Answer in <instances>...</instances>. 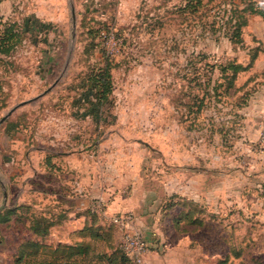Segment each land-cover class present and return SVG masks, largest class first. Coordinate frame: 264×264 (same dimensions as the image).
<instances>
[{
  "label": "rangeland",
  "instance_id": "1",
  "mask_svg": "<svg viewBox=\"0 0 264 264\" xmlns=\"http://www.w3.org/2000/svg\"><path fill=\"white\" fill-rule=\"evenodd\" d=\"M244 1L194 11L189 0H66L46 16V0H4L3 22L25 32L0 55V118L25 104L0 125V207L23 195L33 211H57L48 156L92 144L101 180L131 166L161 197L154 264H264V69L254 67L264 47L249 27L262 18L249 15L239 40L235 21L223 23ZM254 54L231 82L230 63L245 68ZM107 60L112 90L96 112L92 80Z\"/></svg>",
  "mask_w": 264,
  "mask_h": 264
},
{
  "label": "crops",
  "instance_id": "2",
  "mask_svg": "<svg viewBox=\"0 0 264 264\" xmlns=\"http://www.w3.org/2000/svg\"><path fill=\"white\" fill-rule=\"evenodd\" d=\"M65 2L66 0H46V16L55 15L57 11L61 15ZM249 27L256 36V40L262 42L264 47V21L251 22ZM254 67L256 70L264 69V49L259 53ZM94 149L95 146L90 144L87 146V152L76 150L74 147L71 150L48 156L46 175L58 181L59 186L58 198L50 196V200L57 211L54 212V209L46 210L43 213L33 211L35 205L32 206V200L23 195H19L11 207L7 196L4 195L0 211L15 209L11 220L0 225V256L3 257L4 264H14L18 248L27 240L46 245V249L86 248L85 251H79L74 256L73 262L75 264H116L118 262L116 259L112 262L115 256H111L110 244L113 246V252L120 249V232L111 223L110 218L126 212L134 215L135 228L143 234L152 246V251L146 257L144 264H154L158 258L155 249L163 250V247L158 246L162 242L156 241L157 231L160 227L156 228L152 220L156 213L152 211L159 208L158 201L161 200V197L156 196L153 189H144L139 186L138 174L135 168L133 169L131 166H126L131 174L125 173L126 175H124L123 172H119V169H115L114 174L110 173L111 177H108L107 180H101L103 176L100 178L97 151L93 152ZM105 171L106 167L102 172ZM28 182L27 179L21 183L24 192L30 189ZM50 195L54 196L53 193ZM184 207L182 204H177L178 210H175L174 213L165 211L164 217L169 219L167 222L169 226L172 227V220H174L172 214L181 215ZM158 213L159 216L156 218L163 216L160 215V212ZM33 217L46 219L48 224L46 236L38 237L32 233L30 220ZM184 218H186L185 215ZM90 229L91 236L93 234L102 236L99 238L91 237L88 233ZM106 233L108 234L105 235ZM113 234L114 240H112ZM85 240L90 244L83 245ZM186 243L185 241L177 242L173 250L179 249ZM94 245H101V247L96 249ZM164 259L160 264H186L179 263L169 256Z\"/></svg>",
  "mask_w": 264,
  "mask_h": 264
},
{
  "label": "trees",
  "instance_id": "3",
  "mask_svg": "<svg viewBox=\"0 0 264 264\" xmlns=\"http://www.w3.org/2000/svg\"><path fill=\"white\" fill-rule=\"evenodd\" d=\"M2 0H0L1 3ZM245 6L242 8H239L236 6L234 8L233 13L230 17H227L226 20L223 21L224 24L229 23L231 20L235 21L234 29L231 34V38L238 39L240 36L241 29L244 28L247 25L248 22V16L252 14H257L259 17L262 18L264 21V11L256 9V4L253 0H245L244 1ZM202 5V0H189L188 8L191 10H196ZM186 7V6H185ZM247 13V16L245 17L244 14ZM22 27H25V22L21 25ZM17 27V26H16ZM25 32V31H22ZM21 31L18 30V28H15L14 22L8 23L3 22V17L0 15V55L5 53L11 52V50L14 47L15 42L18 41L19 35L22 34ZM262 52V51H261ZM257 57L256 54H254L250 60V63L247 67L241 68L239 65L235 63H230L228 66V69L231 70V82L234 80L235 76L242 72L243 70H246V68L251 67L253 61ZM108 60L109 58L106 57ZM108 60L106 63V68H99L96 73H98V77L95 75V79L93 78V90L95 91V102L89 101L88 104L93 107L94 105L97 108H94L96 112L99 111V106L101 103L106 102L107 95L110 94L112 90V84L109 82L108 79ZM95 72V71H94ZM225 77L227 75H224ZM105 79H108V83ZM97 79V80H96ZM99 79V81H98ZM100 79H102V82L100 83ZM194 80L198 81L199 83H207V86L209 84V80L204 79L201 77L200 73H197L194 75ZM83 100V99H82ZM98 111H97V110ZM15 209L10 208L3 211H0V225L5 224L8 221L11 220V217L14 215ZM46 219L41 217H33L30 220L32 233L38 237H44L46 236L47 226ZM89 235L91 236V229L88 231ZM106 233L105 235H107ZM100 234H97L96 236L93 234L91 237L99 238ZM83 245H88L83 243ZM86 248H73V247H66V248H60V249H46V245L39 244L38 242H33L31 240L24 241L21 246L17 250L16 259L14 260V264H75L73 262L74 256L79 253V251H85ZM82 253V252H80ZM85 254V252H84ZM86 255V254H85ZM111 256H115L113 258L112 262L116 259L118 262L116 264H132V261L123 254V252L118 249L115 252L111 253ZM85 259V258H84Z\"/></svg>",
  "mask_w": 264,
  "mask_h": 264
},
{
  "label": "built area",
  "instance_id": "4",
  "mask_svg": "<svg viewBox=\"0 0 264 264\" xmlns=\"http://www.w3.org/2000/svg\"><path fill=\"white\" fill-rule=\"evenodd\" d=\"M110 220L120 232L119 248L123 254L132 261V264H144L146 257L152 251V246L135 228L134 215L126 212L112 216Z\"/></svg>",
  "mask_w": 264,
  "mask_h": 264
},
{
  "label": "water",
  "instance_id": "5",
  "mask_svg": "<svg viewBox=\"0 0 264 264\" xmlns=\"http://www.w3.org/2000/svg\"><path fill=\"white\" fill-rule=\"evenodd\" d=\"M71 14H72V16H73V18H74V10H73V8L71 9ZM73 25H74V21H73ZM50 90V88L49 89H47L42 95H44L45 93H47L48 91ZM25 103H21V104H19L18 106H15L14 108H12L11 110H9L4 116H2L1 118H0V125L3 123V122H5L6 120H7V118L8 117H10V115L18 108V107H20L21 105H24Z\"/></svg>",
  "mask_w": 264,
  "mask_h": 264
}]
</instances>
